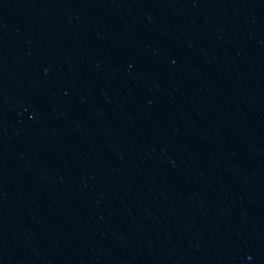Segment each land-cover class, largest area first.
<instances>
[{"label":"water","instance_id":"water-1","mask_svg":"<svg viewBox=\"0 0 264 264\" xmlns=\"http://www.w3.org/2000/svg\"><path fill=\"white\" fill-rule=\"evenodd\" d=\"M0 264H264V0H0Z\"/></svg>","mask_w":264,"mask_h":264}]
</instances>
